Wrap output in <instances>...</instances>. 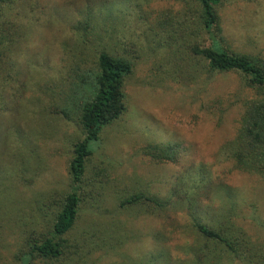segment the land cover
Segmentation results:
<instances>
[{
	"label": "rangeland",
	"instance_id": "rangeland-1",
	"mask_svg": "<svg viewBox=\"0 0 264 264\" xmlns=\"http://www.w3.org/2000/svg\"><path fill=\"white\" fill-rule=\"evenodd\" d=\"M217 9L223 46L264 57V0H222ZM183 10L178 0H0V264H21L28 238L46 232L74 186L67 167L82 135L63 111L69 82L94 66L100 48L81 27L88 11L111 51L133 63L126 110L91 143L73 187L81 203L71 245L33 264H185L196 220L224 223L251 264H264V176L236 169L220 151L254 91L235 72L202 74L190 45L210 36L190 35ZM136 194L161 206L124 203ZM209 244L212 259L246 264Z\"/></svg>",
	"mask_w": 264,
	"mask_h": 264
},
{
	"label": "trees",
	"instance_id": "trees-1",
	"mask_svg": "<svg viewBox=\"0 0 264 264\" xmlns=\"http://www.w3.org/2000/svg\"><path fill=\"white\" fill-rule=\"evenodd\" d=\"M178 1L184 4L183 16L193 20L187 26L189 28L191 23L193 25L190 35L201 33L210 36V41L206 44L198 41L199 43L190 45L191 54L200 64L202 74L204 73L207 78L213 72H235L241 80L240 87L244 91H254L252 97L244 98L235 136L225 142L220 151L233 162L236 169L264 176V57L232 51L220 42L222 27L217 8L222 0ZM87 13L81 27L85 35H91L94 40L100 42V48L94 66L88 70L81 69L77 80L69 82L72 91L68 99H71V103L67 111H63L67 118L70 117V113L76 117L82 135L72 144L67 167L70 182L74 186L82 181L86 162L93 152L91 143L99 139L106 125L119 118L126 110L124 82L133 69V63L129 58L111 51L112 44L104 40L97 23L91 21V12ZM108 18L105 16L104 20ZM4 125V118H1L0 127ZM157 150L159 153L156 156L161 159L177 158L173 149L170 154H164L165 158H162L161 151ZM0 186L5 187L4 176L1 174ZM73 187L65 192L56 205L46 232L38 239L30 241V237L28 238L26 243L30 245L29 251L20 252L21 264H33L37 258L58 259L71 245L66 235L75 225L81 203L78 189ZM148 198L150 196L136 194L124 203L135 204ZM150 199L154 204L161 206L157 199ZM192 226L194 227L193 242L188 250L186 244L182 245L184 253H187L182 263L223 264L225 261L222 259L223 256L221 258L213 256L215 260L212 256H208V253L213 252V247L209 243L223 249L232 261L252 263L251 258L245 256L246 253L239 247L238 244H241L239 239L230 235L224 223L218 227L196 220ZM166 252L168 255L167 249ZM203 252H205L204 257ZM181 261H177L179 263L176 264H180Z\"/></svg>",
	"mask_w": 264,
	"mask_h": 264
}]
</instances>
